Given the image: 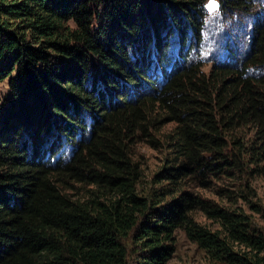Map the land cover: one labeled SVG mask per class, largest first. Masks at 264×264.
<instances>
[{
	"label": "trees",
	"instance_id": "16d2710c",
	"mask_svg": "<svg viewBox=\"0 0 264 264\" xmlns=\"http://www.w3.org/2000/svg\"><path fill=\"white\" fill-rule=\"evenodd\" d=\"M207 4L0 0V264H169L180 231L213 261L264 264V229L197 193L264 175V14L241 56L219 47L206 74L193 58ZM166 124L170 158L142 189L132 148Z\"/></svg>",
	"mask_w": 264,
	"mask_h": 264
},
{
	"label": "rangeland",
	"instance_id": "374dc122",
	"mask_svg": "<svg viewBox=\"0 0 264 264\" xmlns=\"http://www.w3.org/2000/svg\"><path fill=\"white\" fill-rule=\"evenodd\" d=\"M249 2L250 5L247 11L245 9H232L223 12V15H221L217 11V0H208L206 7L208 8V11H206L210 13V23L214 26H209L205 37L206 41L204 43H200L197 40L196 55L193 58L196 62H201L199 63L200 65L205 64V67H203L204 73L207 74L211 70L212 64H214L213 59H217L218 57V50L220 51L219 47L222 49L221 56H223V60H229V64H233L236 57L241 56L243 50H246L250 41L249 30H251L252 26L254 30V27L258 25L260 20H262L261 15L264 14V0H250ZM229 14L230 16H228ZM221 20L226 21L224 23L229 26L226 39L218 35V28L219 31L220 29L222 31L226 26L224 23L223 25L220 23ZM221 44L224 45V48H222ZM175 48L176 46L172 45V49H174L172 50L173 55L172 58L169 59V63L165 64L166 70H169L171 61L174 62L173 59L177 55V48ZM193 48L195 49L194 44ZM215 49L217 52L216 54L212 52ZM183 53L185 54L184 56L188 58L193 54L187 47L183 50ZM234 53L238 55H235ZM152 59L154 62L158 60L157 66L162 65L161 59L159 60L156 57H152ZM185 62L188 66L189 62L187 60ZM179 63L180 61L178 60V62L175 63V66H179ZM155 65L156 64H154V66ZM165 69L164 67L162 69L159 68L155 73L160 75V78L161 76L165 78V74H163L166 72ZM162 81L163 79L161 78L160 82ZM9 96L10 91L8 79L0 82V106ZM173 128V124L159 126V131H151L153 134L152 137L154 138L153 142L144 138L141 142H138L133 146V159L135 163L140 166L142 175V189H149L152 186L156 174L164 167L166 160L170 158L167 139ZM246 134L248 137L251 136L247 131ZM197 193L209 202L215 203L218 206L232 208L238 210L240 213L244 212L248 215L251 221L255 223V225L264 229L262 214L264 210V175H249L243 180H237V177L220 178L214 180L212 186L208 189L197 188ZM194 217L200 224L213 231L218 228V224L209 220L203 212L199 211L195 213ZM169 264L222 263L211 260L203 250H201L196 244L192 243L187 236L180 231L177 233L176 252Z\"/></svg>",
	"mask_w": 264,
	"mask_h": 264
}]
</instances>
